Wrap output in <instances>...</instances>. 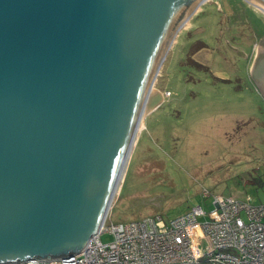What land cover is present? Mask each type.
<instances>
[{
    "label": "water",
    "instance_id": "water-1",
    "mask_svg": "<svg viewBox=\"0 0 264 264\" xmlns=\"http://www.w3.org/2000/svg\"><path fill=\"white\" fill-rule=\"evenodd\" d=\"M192 1L0 0V264L78 252L105 223Z\"/></svg>",
    "mask_w": 264,
    "mask_h": 264
},
{
    "label": "rangeland",
    "instance_id": "rangeland-1",
    "mask_svg": "<svg viewBox=\"0 0 264 264\" xmlns=\"http://www.w3.org/2000/svg\"><path fill=\"white\" fill-rule=\"evenodd\" d=\"M237 29L253 44L252 29L264 32V12L246 0H208L176 35L154 85L162 100L145 115L108 223L156 219L164 229L194 206L209 212L215 196L264 204V101L246 76L247 61L231 47L239 46ZM190 39L189 51H214L212 71H237L235 83L257 95L242 104L225 100L228 83L210 66L187 61ZM100 239L113 236L104 232Z\"/></svg>",
    "mask_w": 264,
    "mask_h": 264
},
{
    "label": "built area",
    "instance_id": "built-area-1",
    "mask_svg": "<svg viewBox=\"0 0 264 264\" xmlns=\"http://www.w3.org/2000/svg\"><path fill=\"white\" fill-rule=\"evenodd\" d=\"M213 205L209 212L194 206L164 229L156 219L114 224L107 217L78 252L6 264H264V204L215 196ZM104 232L113 239L103 242Z\"/></svg>",
    "mask_w": 264,
    "mask_h": 264
},
{
    "label": "crops",
    "instance_id": "crops-1",
    "mask_svg": "<svg viewBox=\"0 0 264 264\" xmlns=\"http://www.w3.org/2000/svg\"><path fill=\"white\" fill-rule=\"evenodd\" d=\"M248 5H250V2H248ZM255 12L257 17H261L262 13L260 10H257L255 8ZM233 34L236 36L237 43L239 44V46L232 44L231 47L233 50L237 51L245 59V61H247L246 76L249 79H251L257 91L258 96L259 97L261 96V98L264 101V92L255 80V77L258 75L264 76V32L260 33L258 29H252V34L256 36V40L254 41L253 44H247V40L245 39V36L247 34L246 31L242 32L239 31V29H237L234 30ZM193 43H194V39H190L187 44L189 46L192 45ZM190 47L191 46H189L187 53ZM226 53L227 54L226 56H224V59L226 58L227 60H230L232 64H234L235 63L234 61H236L234 56H231V54H229L228 52ZM192 58L197 64L205 67H209L212 61L214 60V51L211 50L210 47L204 46L198 49L197 51H195L192 54ZM212 72H215L217 74V75L214 74L217 78L228 83L226 87L230 89L229 90L230 92L229 91L226 92L225 100L228 99L229 101L230 99L232 100L233 103L238 102L239 104H242L245 98L249 99L255 96L256 92H251L249 88L242 87V85H240L239 83H235V82H239L238 79H240L239 76L236 74L238 73L237 71L234 70L218 71L217 69H214Z\"/></svg>",
    "mask_w": 264,
    "mask_h": 264
},
{
    "label": "bare ground",
    "instance_id": "bare-ground-1",
    "mask_svg": "<svg viewBox=\"0 0 264 264\" xmlns=\"http://www.w3.org/2000/svg\"><path fill=\"white\" fill-rule=\"evenodd\" d=\"M199 0H193L189 5H185L184 8L179 12V14L176 16L174 22L172 23L171 25V28L164 40V43L160 49V52L158 54V57L156 59V62L153 66V69L150 73V76H149V79H148V82H147V86H146V89H145V93H144V96H143V99H142V102H141V105L139 107V111H138V114H137V118H136V121H135V124L137 121H139L138 123V133H137V136L139 135L140 131L142 130L143 126H144V119H145V115L147 113H149L158 103L160 100H162V95H161V92L156 90V88L154 87L155 83H156V80L151 88V91L148 95V99L146 100V94H147V90L149 88V85H150V82L152 80V77L154 76L155 74V71H156V68L158 67L159 65V62H160V59H161V56L163 54V48H164V44L167 40V38L169 37V35L172 33V29L174 27V24L176 23L177 19L180 17V15L182 14V12H186V13H189L193 10V8L196 6L197 2ZM251 3L253 4H257L259 7L263 8L264 9V5L259 3L258 1L256 0H249ZM188 6H191V10H189L190 7ZM157 79V78H156ZM122 182V180H121ZM121 187V186H120ZM120 187H118V190L117 192L119 191Z\"/></svg>",
    "mask_w": 264,
    "mask_h": 264
},
{
    "label": "trees",
    "instance_id": "trees-1",
    "mask_svg": "<svg viewBox=\"0 0 264 264\" xmlns=\"http://www.w3.org/2000/svg\"><path fill=\"white\" fill-rule=\"evenodd\" d=\"M192 49V48H191ZM194 53V51H192V50H190L189 51V55H188V57H187V61L191 64V65H193V66H197V67H200L201 65H199V64H197L194 60H193V58H192V54ZM202 67V66H201Z\"/></svg>",
    "mask_w": 264,
    "mask_h": 264
}]
</instances>
